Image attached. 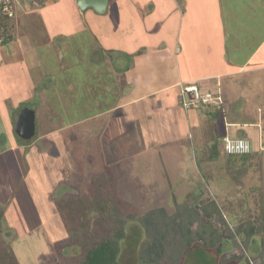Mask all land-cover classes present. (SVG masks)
Segmentation results:
<instances>
[{
    "label": "crops",
    "instance_id": "obj_1",
    "mask_svg": "<svg viewBox=\"0 0 264 264\" xmlns=\"http://www.w3.org/2000/svg\"><path fill=\"white\" fill-rule=\"evenodd\" d=\"M13 7L14 19L20 20V26L25 17L38 9L49 29L55 21L70 26L54 30L51 35L75 33L77 25L79 35L84 32L86 39L95 44L77 53L80 76L61 94V99L69 109L74 104L73 110L80 113L85 139H97L100 135L105 138V157L99 152L98 166L87 163L86 157L83 161L72 157L80 166L79 174L71 173L67 163L59 166L65 171L67 187H72L70 191L64 187L66 200L75 196L79 204L106 200L102 196L110 195L109 202L128 205L123 209L125 212L121 211L124 217H133L134 201L147 203L152 196H147L151 194L147 189L138 198L136 186L145 181L139 179L137 171L148 178L150 174L146 172L153 166L166 176L163 184L171 192V212L175 211V203L184 202L190 195L198 202L215 200L224 216L232 219L247 217L257 210L256 204L264 196L260 180L263 168L244 162L257 150L264 152V79L258 76L264 73V0H109L102 13L92 7L81 9L77 0H13ZM107 21L113 25L108 27ZM83 25L89 28L83 30ZM21 36H15L14 40L21 38L25 43ZM48 79L54 82L52 77ZM76 81L78 91L73 92L74 101L67 92L74 89ZM191 84L220 93L223 113L214 114L213 105L187 109L183 88ZM49 89L56 91V86ZM7 97H0V134L8 143L6 153L12 156L7 157L14 160L16 150L31 148L40 139L45 140H40L37 154H55L57 139L44 138L42 123L51 126L53 121L51 134L58 128L62 131L72 128L78 122H71L63 111L51 112L46 118L43 113L40 115L42 100L38 97L32 109L36 113L35 137L39 139L34 137L20 143L15 136V122L26 105L22 101L6 110L2 100ZM225 135L257 141L258 147L252 146L248 154L229 155L224 149ZM67 139L71 149L78 145L72 144L70 137ZM124 143L127 149H123ZM219 156L223 158L220 161ZM153 161H158V165H153ZM8 166L0 159V183L8 174L5 168L21 170L16 163ZM218 166L222 167L221 174ZM91 172L94 175L88 174ZM15 174H8L13 182L22 179L15 180ZM50 178L58 180L56 176ZM11 203V197L2 192L0 185L2 226H9L16 240L21 232L10 226L7 211L11 210ZM156 207L162 206L152 208ZM99 208L96 203L87 212L102 216ZM41 210L27 213V217L32 224L48 223L50 235L55 234L54 227L68 225L64 209L51 201L48 209ZM225 241L227 237L220 245L209 248L220 249ZM202 245L196 241L181 264L189 254L194 256L198 252L193 250H204ZM230 251L232 247L227 253ZM221 262L228 264L235 260L224 263L222 257Z\"/></svg>",
    "mask_w": 264,
    "mask_h": 264
},
{
    "label": "rangeland",
    "instance_id": "obj_2",
    "mask_svg": "<svg viewBox=\"0 0 264 264\" xmlns=\"http://www.w3.org/2000/svg\"><path fill=\"white\" fill-rule=\"evenodd\" d=\"M34 13H32L30 17L29 15L25 17L21 26L19 19H13L12 21L13 27L11 28V33L14 36L22 35L21 37L26 39L25 43L21 42V38H18L19 40L13 39L5 44L0 42V97L3 98L6 95L8 96L6 101L2 100L3 104L6 105H2V107L9 110L13 106L20 105V102L23 101V104L26 105L25 107L30 106L29 108L32 109L33 103L36 100L38 101V97H40L42 100L39 110L40 115L43 113L46 118L50 116L51 112L58 111L60 114L61 111H63L62 113H66L71 122L75 120H78V122L77 124L73 123L75 125H73L72 128L64 129L63 131L58 128L52 131L51 134L50 127L53 126V121L50 123L51 126L47 123H42L45 130L42 131L44 133V138L57 139L55 154L51 153V155L47 156L39 155L35 151L38 149L39 143L45 140L40 139L41 141H36L31 148L16 150L14 152V160L10 158L12 156L6 153L8 150L6 137L0 134V151L2 152L0 154L2 155L0 158L1 162L3 165H7V167H9V164L13 165L14 163L21 166V170L17 169V171H13L12 169L7 170V168H5L4 172H8L10 175L16 173L14 176L15 180H17L18 177H22V179L20 178L21 182L20 179H18L19 181L17 180L18 182H13L11 179L13 177L10 178L9 175L5 173L6 178H2L0 183V185H2V192L12 199V203L9 205L11 210L7 211V216L10 217V226L21 232L20 235L17 233L15 240V235L11 232V228L9 226H1L0 249L3 255L9 257L8 259L11 261V264H52L56 261L57 262L54 264H79V261L83 259L88 249L97 246L98 243L112 235V222H114V219L110 217L108 213L104 214V216H97L95 213L91 215L90 212H87L92 205L95 206V202L78 204L76 200L77 197L75 196H71L66 200L64 187L69 189V191L72 187L71 185L67 187L66 184L68 183L64 180L65 171L60 170L59 167L67 163L71 173L79 174L77 170L79 165H77L72 157H80L81 161L85 160L83 157H86L87 163L93 166L99 165V161H97L101 154L99 152L102 151V155L105 157V138L100 135V138L98 137L97 139L94 137L85 139V132L83 130L84 124L82 123L83 120L80 118V113H76L73 110L74 104L71 109H69L63 105L64 100L62 101L61 99L67 87L72 85L74 79L80 76L77 53L80 49L84 50V47H94L95 44L91 43L92 40L88 41V38L86 39L87 36L84 32H81L79 35V30L77 29L79 27L77 25L75 27V33H62L61 35L53 33V35H51L54 30H59L60 28L68 29L70 26L64 24V22L62 24H57L55 21L52 22L51 29H49L46 22L42 19V15L38 12V9ZM107 24L108 27H111L113 22L107 21ZM88 26L87 28H89ZM82 28L83 30H87L84 25ZM15 62L16 64H14ZM258 76L264 79V73L258 74ZM48 77H52L54 82H50ZM75 83L76 86L74 89L72 91L68 90L67 92L74 97V101H76V96L73 92L78 88L77 81ZM51 86H56V91H51L49 89ZM75 104L77 105V102ZM223 109L224 105L222 103L215 107L214 114L216 113L218 116L221 115ZM50 118L54 120L53 117ZM15 136L20 138L16 133ZM68 137L71 138L72 144L78 145L71 149L70 144H68ZM34 139L37 140L39 138L36 136ZM30 140L31 139L27 141ZM120 140L122 141L123 139ZM250 141L252 146L258 147L257 141ZM122 145L124 146L123 149L128 148L126 143ZM75 149L76 153H73ZM31 151L35 152L32 153ZM125 154L126 153H124L123 156H125ZM163 156L165 157L164 153ZM248 157L249 158L244 163H249L253 166L261 165L263 168L260 180H262L264 188V152H259V150H257L254 155ZM153 158H157V156ZM221 159L223 158L219 156L218 160L220 161ZM158 163V161H153V165H158ZM52 164H54V166L50 174ZM82 165H84V162L81 163V166ZM218 167L220 168L218 172L221 174L222 167ZM149 169L150 170L146 172V174H150L148 178H146V175L143 176V172L137 171L139 172V179L145 182L140 186H136V189L139 194V199L144 192L147 193V189L148 192H151V194H147V196H152L147 203H142L141 200L138 202L134 201L135 208H133V211L144 212L148 208L161 205L164 209L171 212L173 205V202L169 201L171 199V192L168 189V185L163 184L166 176L163 175L164 173L162 171L155 170L153 166H150ZM88 174L94 175L92 172ZM50 176H56L55 180H58H50L52 178H50ZM78 176L79 175L76 177ZM204 178L207 179V176ZM60 179H63V181L59 182ZM147 180L149 181L146 182ZM98 188L100 189V187ZM29 189L31 190L30 192L28 191ZM101 196H98V198H101ZM102 198L106 199L105 207L111 206L112 211L118 209L117 214L119 217L122 215L121 211L123 213L125 212L123 209L128 208L126 203L109 202L111 198L110 195H103ZM157 199L160 201H156ZM50 201L52 205L54 204L62 208V210L64 209L67 214L66 221L68 222L67 226L62 224L60 229L54 227L55 229H52V233L55 234L53 235H50L48 223L46 224L44 221L43 224H32V221L27 217V213H40L43 212L41 209H48L50 207ZM116 205L118 208H115ZM256 205L258 206L257 210L254 209V211H251L250 217L247 216L234 219L227 217V220L231 223L230 228L232 232H226L225 235L228 237V242L225 241L220 249H210V246L202 245L201 248L204 250L200 248L199 250H193L192 252H198L195 253L194 256L189 254L184 264H222V257L224 263H228L230 259L235 260L234 263L231 262L228 264H251L250 262L253 264L263 263L264 255H262L261 238L259 236H255L251 241L246 243V241L243 240V235L233 234V231L240 223L252 217L257 218L259 215H264V196L262 202ZM260 208L262 210L261 212ZM105 210V212H108L107 208H105ZM120 219L123 221V225L126 224L127 226V237L122 243L120 263L139 264L138 251L141 243L146 240V235L143 233V230L140 229L141 224L137 219L124 217L123 215ZM118 227H121V223ZM224 228L225 226H223V229ZM133 229H136V232L134 231L133 233ZM63 231L64 233H61ZM51 238L53 239L52 241ZM230 246L232 247V251L227 253L231 248ZM201 254L203 257L200 256ZM229 254L231 256H229Z\"/></svg>",
    "mask_w": 264,
    "mask_h": 264
},
{
    "label": "trees",
    "instance_id": "obj_3",
    "mask_svg": "<svg viewBox=\"0 0 264 264\" xmlns=\"http://www.w3.org/2000/svg\"><path fill=\"white\" fill-rule=\"evenodd\" d=\"M13 19L14 17L2 11L0 5V42L3 44L15 37L11 33ZM17 140L20 143L25 142L22 138H17ZM99 190L102 193L101 189ZM86 197L90 199V196ZM95 203L100 205L102 216L108 213L114 219L112 235L98 243L97 246L88 249L79 264H121L120 255L122 243L127 237V226L123 225L121 217L112 211L111 206L105 207V200H95ZM175 204L174 212H169L164 207H156L144 212L135 211L132 215L131 218L140 222V229L146 235V240L141 243L138 251L139 264H181L185 253L194 246L196 241L216 247L220 245L222 239L227 237L226 232H232L231 223L224 216L219 204L213 199L208 202H198L190 195L184 202ZM105 208L108 209V212H105ZM2 218L3 211L0 209V228ZM120 223L121 227L119 228ZM223 226L227 230H224ZM233 234L243 235V240L246 243L255 236H259L262 255H264V215H259L257 218L252 217L240 223ZM8 258L3 255L0 249V264H11Z\"/></svg>",
    "mask_w": 264,
    "mask_h": 264
},
{
    "label": "built area",
    "instance_id": "obj_4",
    "mask_svg": "<svg viewBox=\"0 0 264 264\" xmlns=\"http://www.w3.org/2000/svg\"><path fill=\"white\" fill-rule=\"evenodd\" d=\"M4 13L15 16L13 0H0ZM184 106L187 109H196L202 105L219 106L223 103L222 95L211 90H203L198 85H185L183 88ZM225 152L229 155L248 154L252 151V143L248 139L234 138L230 135L223 137Z\"/></svg>",
    "mask_w": 264,
    "mask_h": 264
},
{
    "label": "water",
    "instance_id": "obj_5",
    "mask_svg": "<svg viewBox=\"0 0 264 264\" xmlns=\"http://www.w3.org/2000/svg\"><path fill=\"white\" fill-rule=\"evenodd\" d=\"M109 0H77L81 9L92 7L95 11L102 13L106 11ZM15 131L20 138L29 140L35 137L37 133L36 113L29 107H23L15 122Z\"/></svg>",
    "mask_w": 264,
    "mask_h": 264
}]
</instances>
